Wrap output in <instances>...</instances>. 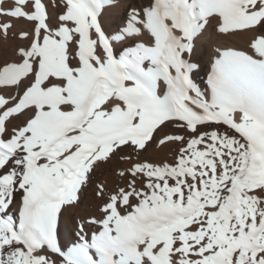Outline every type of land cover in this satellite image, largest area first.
Listing matches in <instances>:
<instances>
[{
  "label": "snow or ice",
  "instance_id": "6c2138e0",
  "mask_svg": "<svg viewBox=\"0 0 264 264\" xmlns=\"http://www.w3.org/2000/svg\"><path fill=\"white\" fill-rule=\"evenodd\" d=\"M118 7L0 0V38L21 41L0 60V264H264V0H149L106 23ZM210 29L244 47L216 49L202 90Z\"/></svg>",
  "mask_w": 264,
  "mask_h": 264
},
{
  "label": "bare ground",
  "instance_id": "6f19581e",
  "mask_svg": "<svg viewBox=\"0 0 264 264\" xmlns=\"http://www.w3.org/2000/svg\"><path fill=\"white\" fill-rule=\"evenodd\" d=\"M119 7L112 10L111 14L106 17V23L112 26L121 23V19L124 17V9L132 4L134 6L147 4L149 0H118ZM24 22H20L16 26V30L19 31L21 28H27ZM244 37H223L216 34L213 30L206 32L196 43V50L193 54V60L199 64V70L194 76V81L201 87L202 90H206L207 86V76L210 72L211 61L214 58L217 48H236L240 49L244 47ZM21 43V41L14 37L12 33H9V38L4 40L0 38V60L11 59L14 47ZM146 155L159 158L164 155H168L171 158V153L165 149L163 152L157 153L154 148L149 149ZM125 165L118 159H114L110 166L99 170L97 175L93 177L92 182L88 186L87 190L83 195V200L79 208L70 209L64 214L62 221V233L66 234L67 229L72 228L73 220L79 216H86L90 211H92L94 205L97 203L94 197L95 188L97 183H105L109 187L112 186L115 181V177L112 175V170L124 167Z\"/></svg>",
  "mask_w": 264,
  "mask_h": 264
}]
</instances>
